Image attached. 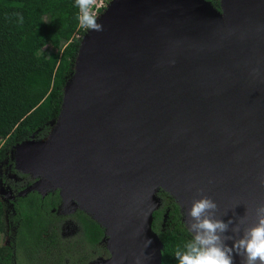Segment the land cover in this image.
<instances>
[{
  "label": "water",
  "instance_id": "95a60500",
  "mask_svg": "<svg viewBox=\"0 0 264 264\" xmlns=\"http://www.w3.org/2000/svg\"><path fill=\"white\" fill-rule=\"evenodd\" d=\"M201 1L217 13L224 2L235 42L198 0H116L106 13L107 6L104 31L87 30L77 51L67 131L12 151L15 169L38 178L30 190L58 189L67 207L63 186L42 175L57 168L93 202L103 221L79 209L104 228L110 255L92 264H162L151 226L161 176L192 202L211 197L225 222L247 214L250 225L264 203V0H220L219 9ZM164 192L188 229L190 209Z\"/></svg>",
  "mask_w": 264,
  "mask_h": 264
},
{
  "label": "trees",
  "instance_id": "16d2710c",
  "mask_svg": "<svg viewBox=\"0 0 264 264\" xmlns=\"http://www.w3.org/2000/svg\"><path fill=\"white\" fill-rule=\"evenodd\" d=\"M207 1L220 8V0ZM24 3H33L34 11L26 13ZM17 14L23 16L22 24ZM77 14L75 0H0V163L6 161L12 172L27 180H20L18 189L32 183L33 176L13 168L9 151L22 141L47 137L53 127L87 31L79 25L70 28L78 24ZM46 45L57 50L40 65L36 51ZM157 195L151 226L162 242L161 263L178 264L175 249L192 236L175 199L161 190ZM60 199L58 189L44 196L37 190L16 194L10 217L16 227L14 242L0 245V264H11L13 255L17 264H89L109 257L104 228L79 209L57 214ZM5 208L0 198V232L6 227ZM69 219L76 226L64 234L62 226Z\"/></svg>",
  "mask_w": 264,
  "mask_h": 264
},
{
  "label": "clouds",
  "instance_id": "9594fccd",
  "mask_svg": "<svg viewBox=\"0 0 264 264\" xmlns=\"http://www.w3.org/2000/svg\"><path fill=\"white\" fill-rule=\"evenodd\" d=\"M96 0H75L80 28L102 32L104 25L95 12ZM19 23L23 16L17 14ZM203 190L201 189V193ZM218 204L209 196L192 202L186 224L192 238L183 247L177 246L174 256L178 264H234V256L241 264H264V203L256 206L254 222L246 225V216L239 222L217 218ZM231 232V235L228 233ZM228 241L232 244L229 245ZM151 243L147 241L146 247ZM135 264H140L137 258Z\"/></svg>",
  "mask_w": 264,
  "mask_h": 264
},
{
  "label": "bare ground",
  "instance_id": "6f19581e",
  "mask_svg": "<svg viewBox=\"0 0 264 264\" xmlns=\"http://www.w3.org/2000/svg\"><path fill=\"white\" fill-rule=\"evenodd\" d=\"M115 1L116 0L110 1V3L108 4L106 13L109 11V9H111V7L114 6ZM198 1L200 3H202L205 7H207V9H209L214 15H216V17L219 19L220 23L222 24L228 39L230 41L235 42L234 30H233L231 18L229 15V10L225 6L224 2H223V6H222L223 7V13H222V11H220V13H217L213 9H211L208 4L203 3L201 0H198ZM104 16H105V14H103L102 16H98V17H100V21H102ZM82 45H84V43H82ZM82 52L83 51L80 50V56H78V58H77L75 69H74L75 73H73L72 77L69 78V81H67V84L65 86V98H64V103H63L64 111L62 112V114L60 116L61 120L59 118L57 123L56 122L53 123V127L49 133V136H47V139L43 140L44 142H52L53 140L58 141L59 139H61L63 134H65V132L67 131L66 125H65V122H66L65 117L70 110L71 101L69 100V93H70L71 85L74 81V77L78 73V70L80 67L81 53ZM207 129L212 134L214 127L211 125H208ZM181 134H183V131L181 132ZM17 167L24 169V170L26 169L25 167H23V165H21V163H19ZM42 173H43L42 175L44 176V180H47V182L49 183V185L51 187H57V186L62 187L63 186V192L62 193L65 196V200L68 203L69 209L70 208H82V209L90 212L95 218L97 217L98 219H100V221L101 220L103 221V219L99 215L98 211L92 205L93 202L92 201L90 202L88 197H85L83 195H79L76 192H74L73 189L71 188V186L67 183L63 172H61L57 168H49V169L43 171ZM66 186H68L70 193L73 196V198H71L70 200L68 198L69 194H68L67 190L64 191V187H66ZM156 189H163L164 191H167L170 194L174 195L177 198V200L182 203L181 207H185V205H187V207L189 209L191 208L192 201L189 198L190 196L187 195V193L180 192L177 189H175L172 185L169 184L168 181H166V179H164L163 176H161L158 179ZM185 202H186V204H183Z\"/></svg>",
  "mask_w": 264,
  "mask_h": 264
},
{
  "label": "rangeland",
  "instance_id": "374dc122",
  "mask_svg": "<svg viewBox=\"0 0 264 264\" xmlns=\"http://www.w3.org/2000/svg\"><path fill=\"white\" fill-rule=\"evenodd\" d=\"M111 0H103V3H105V5L103 6L104 10L106 9V7L108 6V4L110 3ZM97 2L99 3V0H97ZM23 9L26 13H32L35 9V5L33 3H24ZM102 10L101 13L104 11ZM78 27V24H71L70 28L75 29ZM64 43V41H63ZM63 46V45H62ZM61 46V47H62ZM57 48L54 46H41L40 48H38V50L36 51V55L37 58L39 60L40 65H43L47 56L49 55L50 52L56 51ZM61 65V63L59 64V66ZM15 147L16 145H14L10 151H9V155H8V160L12 159V151L14 153L15 151ZM6 172H9V168H8V164H6V161H4L3 163H0V174H7ZM11 173H9L10 175ZM12 177V176H11ZM38 186H42V185H35L34 187H38ZM39 188V187H38ZM30 189V188H29ZM44 190V189H43ZM156 196L158 197L157 193ZM0 198L4 201L6 208H5V215H4V220L6 223V227H5V231L0 232V244H5L8 243L11 238H12V234L14 232V228L13 226H11L10 224V215L12 212V205L11 202L14 199V193L12 188L9 186L8 183H6V181H2L0 180ZM57 213H62V212H70L73 209H69V207H64V206H59L56 209ZM104 245L107 248V240L105 239L104 241ZM108 250V248H107ZM109 251V250H108ZM92 264V263H90Z\"/></svg>",
  "mask_w": 264,
  "mask_h": 264
},
{
  "label": "flooded vegetation",
  "instance_id": "af4514ba",
  "mask_svg": "<svg viewBox=\"0 0 264 264\" xmlns=\"http://www.w3.org/2000/svg\"><path fill=\"white\" fill-rule=\"evenodd\" d=\"M9 161H13V163H14V160H12V159H10ZM8 168H9V172H6L7 174H1V175H3L4 177H5V179H3V178H0V180H2V181H6V183H8L9 184V186L12 188V190H13V193H14V199H15V196H16V194L17 195H24V194H26L28 191H30V189H29V186H31L35 181H37V179L38 178H36V177H32L33 178V180H32V183H30V184H28V185H25V187H23L22 189H18V186L19 185H21L22 183H26L27 182V180H25V179H21L20 177L21 176H19L17 173H14V172H12L11 170H10V164H8ZM13 168L15 169V166H14V164H13ZM18 171V170H17ZM18 172H20V171H18ZM9 173H11L10 175H9ZM20 173H22V172H20ZM30 175V174H29ZM12 176V177H11ZM20 180H22V183H19V181ZM28 189V190H27ZM32 190V189H31ZM25 191V192H24ZM59 194V193H58ZM13 199V200H14ZM61 200V199H60ZM13 202V201H12ZM12 202H11V205H12ZM61 203V202H60ZM60 205V204H59ZM59 207V206H58ZM77 209H79V208H76L75 210H77ZM74 210V211H75ZM79 210H81V209H79ZM57 211V210H56ZM74 211H70V212H62V213H57V214H63V215H68V214H71L72 212H74ZM81 211H83V210H81ZM12 213H13V208H12V212H11V215H10V217L12 216ZM86 213V212H85ZM87 214V213H86ZM87 215H89V214H87ZM10 224H11V226H13V228H14V232H13V234H12V238H11V240L8 242V243H5V244H7V245H9L10 243H12V242H14V236H15V231H16V227H15V224H13L12 222H11V219H10ZM75 224L73 223V221L72 220H65L64 221V224H63V226H62V233H64V234H70L71 232H73V230L75 229ZM0 245H2V244H0ZM13 253H14V251H13ZM11 264H17L16 263V260H15V258H14V255H13V257H12V261H11ZM90 264V263H89Z\"/></svg>",
  "mask_w": 264,
  "mask_h": 264
},
{
  "label": "built area",
  "instance_id": "2783aa9c",
  "mask_svg": "<svg viewBox=\"0 0 264 264\" xmlns=\"http://www.w3.org/2000/svg\"><path fill=\"white\" fill-rule=\"evenodd\" d=\"M105 5V3H103V0H99V3L96 0V5H95V12L96 15L99 16L101 14V12H99V10H104L103 6ZM106 6V5H105Z\"/></svg>",
  "mask_w": 264,
  "mask_h": 264
}]
</instances>
